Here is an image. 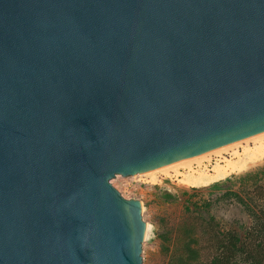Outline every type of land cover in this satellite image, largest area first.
I'll return each instance as SVG.
<instances>
[{"label": "water", "instance_id": "obj_1", "mask_svg": "<svg viewBox=\"0 0 264 264\" xmlns=\"http://www.w3.org/2000/svg\"><path fill=\"white\" fill-rule=\"evenodd\" d=\"M264 132V0H0V264H142L112 187Z\"/></svg>", "mask_w": 264, "mask_h": 264}, {"label": "rangeland", "instance_id": "obj_2", "mask_svg": "<svg viewBox=\"0 0 264 264\" xmlns=\"http://www.w3.org/2000/svg\"><path fill=\"white\" fill-rule=\"evenodd\" d=\"M252 138L253 136L235 142L240 143L236 146H232L235 143L226 145L224 147H231L205 156L202 160L197 158L193 162L175 166L177 173L174 177H168L162 170L157 169L158 172L154 170L152 174L146 172L130 177L116 175L109 181L124 199H134L141 203V216L146 224L141 244L142 264H177V259L184 250L177 238L183 232L184 225L189 223L194 222L197 232L203 237L198 247L199 261L202 264L209 259L205 242L207 234L219 229L233 230L240 236L244 235L251 219L245 214L243 207L233 199H216L226 192H252L254 182L244 181L243 178L246 174L264 168V136L250 140ZM198 161H203L204 172L210 176L206 179L190 180L187 170L189 165L194 171L203 170L196 168L195 163ZM225 164L231 165L233 169L228 174L216 175L217 169ZM153 178L156 180L152 181ZM256 185L264 186L263 175H259ZM186 208L194 211L189 214ZM163 233L170 238L168 243H163L159 238L158 235ZM163 244L169 245V251L163 250ZM182 256L185 258L186 255Z\"/></svg>", "mask_w": 264, "mask_h": 264}, {"label": "trees", "instance_id": "obj_3", "mask_svg": "<svg viewBox=\"0 0 264 264\" xmlns=\"http://www.w3.org/2000/svg\"><path fill=\"white\" fill-rule=\"evenodd\" d=\"M260 174L264 176V168L246 174L243 178L244 181L254 182L255 186L251 193L226 192L216 199V201L233 199L243 207L245 214L250 216L251 220L243 236L233 230L219 229L207 234L205 242L209 259L203 264H264V186L256 185ZM192 211L186 208L187 213L192 214ZM158 236L163 243L170 241L165 233ZM202 239L194 222L184 225L183 232L177 238V242L182 243L184 248L183 254L177 259V264H202L199 261L198 248ZM168 246L163 244V250L169 251ZM182 255H186L185 258Z\"/></svg>", "mask_w": 264, "mask_h": 264}, {"label": "bare ground", "instance_id": "obj_4", "mask_svg": "<svg viewBox=\"0 0 264 264\" xmlns=\"http://www.w3.org/2000/svg\"><path fill=\"white\" fill-rule=\"evenodd\" d=\"M262 136H264V133L262 132L261 134H259V135H256V137H254L253 136V138L252 139H250V140H253L254 138H260V137H262ZM245 142H247V141H245ZM238 144H240V143H235V144H233L232 146H236V145H238ZM262 145H264V144H262ZM229 147H231V146H228V147H221V148H219L218 150L216 149V150H214V151H211L210 153H207V154H201V155H199V156H197V157H193L192 159L190 158V159H186L185 161L184 160H181V162H175L176 164H172V165H169V166H166V167H162V168H160V169H158V170H162V172H164L163 174H165V175H167L168 177H174V176H176V167L175 166H178V165H181V164H183L184 162H193L194 160H196L197 158H200L199 160H202L201 158H204L205 156H209V155H211V154H215V153H217V152H219V151H221V150H224V149H226V148H229ZM263 149V148H262ZM261 156V154L260 155H257V157H260ZM253 160V159H252ZM196 164V168L197 169H199V170H201V169H203L202 170V172H199L198 170L197 171H194V169L192 168V166H188L187 167V170H188V172H189V178H190V180H199V179H206V178H208L210 175L206 172H204L205 171V166L203 165V161H198L197 163H195ZM231 164V163H230ZM220 166V165H219ZM218 166V167H219ZM231 169H233V167L231 166V165H226L225 164V166H223V167H219L218 169H217V171H216V175H218V176H222V175H225V174H228L230 171H231ZM158 170H157V172H158ZM171 170V171H170ZM233 171V170H232ZM153 172H155V171H151L150 172V174H152ZM170 172H172V173H170ZM156 180V178H153L152 179V181H155ZM201 181V180H200ZM189 183V182H188Z\"/></svg>", "mask_w": 264, "mask_h": 264}]
</instances>
